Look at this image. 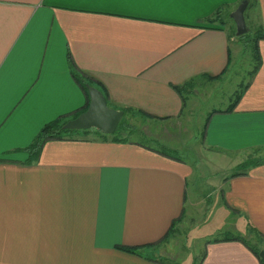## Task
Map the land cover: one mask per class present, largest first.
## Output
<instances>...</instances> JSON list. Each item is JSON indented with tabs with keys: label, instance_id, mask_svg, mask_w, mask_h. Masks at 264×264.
Segmentation results:
<instances>
[{
	"label": "crops",
	"instance_id": "crops-1",
	"mask_svg": "<svg viewBox=\"0 0 264 264\" xmlns=\"http://www.w3.org/2000/svg\"><path fill=\"white\" fill-rule=\"evenodd\" d=\"M241 1L0 0V264H167L160 244L142 254L121 246L155 244L181 225L187 161L135 142L51 140L33 162L27 148L45 123L85 106L71 60L106 86L111 107L179 118L174 85L226 76L234 61L228 23L205 19ZM250 16L264 28V0ZM259 45L262 65L236 108L208 120L203 140L214 151L264 146V38ZM222 187L245 235L251 225L264 234V163ZM205 249L202 264H261L239 240Z\"/></svg>",
	"mask_w": 264,
	"mask_h": 264
},
{
	"label": "rangeland",
	"instance_id": "rangeland-1",
	"mask_svg": "<svg viewBox=\"0 0 264 264\" xmlns=\"http://www.w3.org/2000/svg\"><path fill=\"white\" fill-rule=\"evenodd\" d=\"M253 9L246 12L250 26L257 24L250 16ZM228 21V30L232 33L235 22L229 17ZM233 38H236L233 42L234 61L229 73L214 80L202 79L200 85L195 84L187 91V103L179 118L167 122L145 120L138 116L131 118V123L136 124L138 129L127 136L129 140L156 149L167 144L178 149L181 158L193 167L188 184L187 214L178 225V231L159 246V253L167 264H200L207 242L220 238L233 225L238 224V230L235 228L232 231L245 235L244 226L223 204L224 188L221 186L227 177L247 168L245 161L264 157V149L220 153L207 147L203 140L212 112L227 108L253 78L252 70L256 65L254 49L237 37ZM239 47L241 49L237 51ZM247 238L257 241L252 233Z\"/></svg>",
	"mask_w": 264,
	"mask_h": 264
},
{
	"label": "trees",
	"instance_id": "trees-1",
	"mask_svg": "<svg viewBox=\"0 0 264 264\" xmlns=\"http://www.w3.org/2000/svg\"><path fill=\"white\" fill-rule=\"evenodd\" d=\"M256 2H257V0H249V5H248L247 10H250L251 8L256 7ZM247 10H246V12H247ZM231 12L232 11L229 10V8H225V9L220 8L217 11H215L211 16L207 17L205 19V22H207L209 24L219 23L222 25H226L227 23H229L228 17L231 18V16H230ZM246 12H245V15H246V20H247L248 15ZM232 21H233V19H232ZM247 24H249V23L247 22ZM248 27H249L248 33L238 36L236 34V25H235L233 30H232V33L230 32L229 37H237L239 39V41H241L243 44L248 45V46L251 45L252 48L254 49L255 59H256V65L252 70V75L254 77L262 65V55H261V51H260L259 42L261 39L264 38V28H263L262 24H258V23L253 25V26L248 25ZM71 67H72V73H73L75 80L81 85V87L83 88V90L86 92V95H87V102H86L85 106H83L80 110H78L72 116V118L77 117L80 113H82L83 111H85L89 107L90 95H89V91L87 88V84H91V85L99 88L104 93L105 97L107 98L108 104L110 106H112V103L110 102V95H109L108 89L106 88V86L103 83L96 81L93 78H87L78 69V67L76 66V64L72 60H71ZM204 76H205V78L211 79V80H214V79L220 77V76H208V75H204ZM204 76L202 75L199 77H204ZM198 79H199L198 77H195V78H192V79L184 82L183 84L174 85V88L182 96L185 106H186V102H187L186 92L190 91L193 88V86L197 82L196 80H198ZM249 85H250V83L247 84L242 89V91H240L239 93L236 94L234 100L231 102V104L227 108L216 109L212 113L233 111L236 108L240 99L242 98L244 92L249 87ZM122 109L125 111L124 117L121 120L120 125L118 126V128L116 129V131L113 134H105L101 130H98L96 128L66 129V128H64V125L70 119V118H68L69 116H66V117L60 116V117H57V118L45 123L42 126L39 133L37 134L33 143L27 148L31 152V158H29L27 160V162H33V161L37 160L40 156L42 148L44 147V145L48 141L66 140V139H98V140H103V141H114V142H135V143H139V144H141V145H143L149 149H153V150H156L160 153H163L164 155H167L169 157H172L175 159H182L180 154H179V150L176 148H173L167 144L166 145L163 144L162 145L163 147L156 149V148H153V147L148 146L146 144L144 145V144L137 142V141H131L127 138L128 135L136 132V130L138 129V126L136 124L131 123L132 117L138 116V117H142L145 120H153L155 122L164 120V119H166L165 117L164 118L157 117V116L149 114L143 110L135 109L133 107H124ZM211 115H210V117H211ZM210 117H209V119H210ZM263 149H264V146L256 147V148H254V152L255 151H261ZM261 163H264V157L258 158V159L254 158L251 160H247L244 162V164L247 166V168L244 170H239V171L233 173L232 176L244 174L248 171V169L251 166H253V165L256 166V165H259ZM181 221H182V218H178L177 220H175L172 223L167 234L163 237V239L161 241L155 243V244H148V245H144V246H121V247L126 251L142 254L144 249H146L147 247L150 248V247H153L154 245L160 244L161 242L166 241V239H168V237H170L172 234L174 235L178 231V225ZM250 233L254 234V236L257 238V241H250L247 238V236L235 235L231 232L224 234L220 238L215 239V241H228V240L242 241L258 257L260 263L264 264V259L260 256L261 250L264 249V234L258 228H256L253 225L250 226L249 234ZM205 255H206V253H204L200 264H202V261H203Z\"/></svg>",
	"mask_w": 264,
	"mask_h": 264
},
{
	"label": "water",
	"instance_id": "water-1",
	"mask_svg": "<svg viewBox=\"0 0 264 264\" xmlns=\"http://www.w3.org/2000/svg\"><path fill=\"white\" fill-rule=\"evenodd\" d=\"M248 5L249 0H242L230 14L231 18L235 22L236 34L238 36L246 34L249 31L245 15ZM87 88L90 95L89 107L77 117L69 119L65 123L64 128H96L105 134H113L120 125L125 111L123 109L111 107L108 104L104 93L99 88L91 84H87ZM260 256L264 259V249L261 250Z\"/></svg>",
	"mask_w": 264,
	"mask_h": 264
},
{
	"label": "snow or ice",
	"instance_id": "snow-or-ice-1",
	"mask_svg": "<svg viewBox=\"0 0 264 264\" xmlns=\"http://www.w3.org/2000/svg\"><path fill=\"white\" fill-rule=\"evenodd\" d=\"M141 2L160 4V3H178L180 2V0H141Z\"/></svg>",
	"mask_w": 264,
	"mask_h": 264
}]
</instances>
